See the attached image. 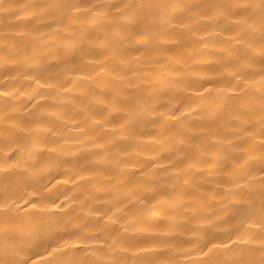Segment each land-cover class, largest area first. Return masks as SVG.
Here are the masks:
<instances>
[{
  "label": "bare ground",
  "instance_id": "obj_1",
  "mask_svg": "<svg viewBox=\"0 0 264 264\" xmlns=\"http://www.w3.org/2000/svg\"><path fill=\"white\" fill-rule=\"evenodd\" d=\"M0 264H264V0H0Z\"/></svg>",
  "mask_w": 264,
  "mask_h": 264
}]
</instances>
